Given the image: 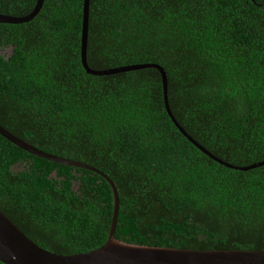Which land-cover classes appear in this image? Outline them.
<instances>
[{
    "label": "trees",
    "instance_id": "trees-1",
    "mask_svg": "<svg viewBox=\"0 0 264 264\" xmlns=\"http://www.w3.org/2000/svg\"><path fill=\"white\" fill-rule=\"evenodd\" d=\"M82 0H42L0 22V125L113 182V236L146 245L264 249V163L235 169L165 113L154 67L86 73ZM34 0H0L21 15ZM88 66L155 62L170 112L223 161L264 159V0H88ZM0 210L57 253L101 244L111 191L96 172L29 154L0 135ZM0 264H3L0 262Z\"/></svg>",
    "mask_w": 264,
    "mask_h": 264
},
{
    "label": "water",
    "instance_id": "water-1",
    "mask_svg": "<svg viewBox=\"0 0 264 264\" xmlns=\"http://www.w3.org/2000/svg\"><path fill=\"white\" fill-rule=\"evenodd\" d=\"M42 0H34L31 9L21 15L0 12V22L20 23L29 20L38 11ZM88 0L81 1L78 55L83 70L88 74L101 75L154 67L160 77L161 99L165 113L173 125L193 146L203 154L224 166L246 169L264 163V159L247 164L234 165L221 160L192 138L173 117L166 98V77L163 68L155 62L128 63L104 68H92L85 58ZM0 135L29 154L66 165L90 169L107 182L111 191V211L104 241L90 249L72 253H57L45 249L29 239L0 210V262L3 264H264V249H194L129 243L113 236L118 198L112 180L102 171L87 163L56 156L43 151L14 135L0 125Z\"/></svg>",
    "mask_w": 264,
    "mask_h": 264
},
{
    "label": "rangeland",
    "instance_id": "rangeland-1",
    "mask_svg": "<svg viewBox=\"0 0 264 264\" xmlns=\"http://www.w3.org/2000/svg\"><path fill=\"white\" fill-rule=\"evenodd\" d=\"M9 46L3 47L0 49V53H2L3 55H6L9 52Z\"/></svg>",
    "mask_w": 264,
    "mask_h": 264
}]
</instances>
